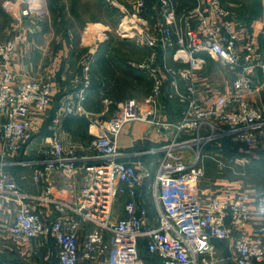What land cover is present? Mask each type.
Returning <instances> with one entry per match:
<instances>
[{"label": "built area", "instance_id": "2783aa9c", "mask_svg": "<svg viewBox=\"0 0 264 264\" xmlns=\"http://www.w3.org/2000/svg\"><path fill=\"white\" fill-rule=\"evenodd\" d=\"M24 3L7 0L10 35L0 40V202L9 214L0 217V233L27 243L39 237L46 243L52 240L57 253L50 264H143L142 239L160 264H218L216 242L221 240L230 241L235 264L263 263L264 187L194 192L203 179L198 167L205 145L228 137L253 148L264 134V109L250 99L259 82L264 83V23L242 39L237 18L221 0H196L182 14L174 0H159L162 21L155 30L142 13L146 0H134L132 12L119 4L126 11L119 20V37L150 50L149 60L139 67L154 79L151 92L142 100L126 98L110 120L95 123L98 130L89 148L96 155L79 154L75 144L66 146L60 135L62 118L88 113L84 102L92 54L74 80L75 95L54 117L40 156L25 158L27 144L50 115L54 77L32 72L29 63L15 69L20 49L25 52L26 45L35 43L33 24L42 23L47 9L45 0ZM107 28L92 30L91 37L106 40ZM160 54H171L176 62L163 64L168 89L161 72L154 69ZM205 54L236 73L230 86L209 102L200 97L198 79L207 63ZM163 98L185 105L180 120L163 118ZM131 121L148 122L169 136L161 146L146 151L161 154L155 177L157 226L138 197V186L151 175L148 165L131 160L133 153L118 142ZM96 158L100 161L91 162ZM14 164L31 167L36 183L46 181L45 191L39 195L26 190L7 169ZM122 195L127 196L125 214L117 217L115 206ZM35 201L52 205L54 218L44 220L31 206ZM86 224L93 228L81 240Z\"/></svg>", "mask_w": 264, "mask_h": 264}, {"label": "crops", "instance_id": "0c3cea01", "mask_svg": "<svg viewBox=\"0 0 264 264\" xmlns=\"http://www.w3.org/2000/svg\"><path fill=\"white\" fill-rule=\"evenodd\" d=\"M174 1L177 5V11L179 14H182L185 11L193 8L196 2V0ZM229 3L230 4L227 6L237 18L242 37L244 36L243 32L247 33V31H245L246 25L243 23V20H247V18L250 21L255 20V22L253 21L252 26H249V31L252 29H257L262 23H264V0H261V4H258V8H248L249 10L241 9V6H237L236 4L232 5L231 2ZM119 4L126 8V11L129 12H132L136 9L134 0H119ZM158 5L159 0H146V6L142 10L144 16L151 20V26L155 30L160 28L159 25L162 21V15L159 13ZM126 11L119 7V20L126 13ZM246 11L248 12L246 13ZM242 12L244 15L241 14ZM96 22L104 24L103 21ZM68 31L71 34L68 35ZM52 32L55 33L57 41L62 42V44L54 47V50H58V54H54L56 58L53 55L51 56L54 51L52 49V51L48 49L41 50L42 47L40 46L39 51L34 53L33 50L35 47L26 45L23 48L25 53L22 51V49H20L15 62V66L21 69L24 67V64L30 61V58H32L33 62L38 68L35 70V72H38L39 74L51 73L53 75L54 98H59L61 96L60 101L58 102L59 107L57 105L54 106V109H51L50 115L44 120L42 126H40V129H38V131L35 133L38 134V137L34 138L27 144V153L24 154L23 157L37 158L40 156L41 150L47 145L46 138L51 136L53 131L51 129L50 133L47 134L44 132L47 129H43V127L45 128V125L49 122V120H51L50 123L53 124V119L58 114L59 109L64 101H66L72 95H75L76 89L74 80L76 77L82 75L83 65L86 60L92 56V54H94L95 59L92 63L91 81L87 89V98L84 102V107L88 113L70 115L77 117L85 116L90 121L82 130L84 132L81 133V130L77 128V123H67L65 118L69 116L63 117L61 120L60 135L66 146L72 143H77L81 147L82 143H85V148H82H84L86 152H83L82 154L96 155L94 150H87L90 149L89 144L94 136V133L98 130V125L95 123L99 124L100 122H107L110 120V118L117 112L120 102L126 98L137 97V99L142 100L151 92L154 86V79L151 76L150 71L141 69L139 67L141 62H147L149 60L150 50L147 46L140 44L137 41L119 38V43H122L119 45V52H112L111 50L114 48L110 46V39L108 38L104 44L102 43V46L94 45L91 48L92 50H86L87 54L83 55L81 60L77 61L78 51L75 46L77 44L75 43V45H73V36H75L77 33L74 31L72 32V27H70V29L68 27L67 29L62 30L61 28L59 30L52 29ZM32 39L35 41L33 36ZM66 39L69 40L68 43H66ZM127 41H131L133 44L127 46V44H125ZM50 51L51 53H48ZM90 52L92 53L90 54ZM205 56L207 57L206 66L211 58L215 59L212 56L210 57L208 54H205ZM166 62L171 65H176V62L174 61L171 54H166L164 56L160 54L154 69L161 72L166 82L165 87L168 89L170 88V80L163 67V64ZM215 67L216 66L212 64L210 66V71H213ZM67 72L71 73V79H68ZM225 74L228 75V82L223 84L227 85H225L226 87L223 89L220 88L222 83L220 84L217 82L219 79H212L213 82L211 83V88H205L207 85L203 86L204 88H201L200 97L205 102L212 101L218 97L228 86H230L233 79L236 77V73L230 69H227ZM198 79L200 84H202L200 76ZM223 81H225V78H223ZM72 88L73 90L70 91ZM68 90L70 92H68ZM60 91L64 92L60 93ZM250 99L252 102L259 104L264 109V83L262 81L259 82L258 87H256V89L252 92ZM162 100L164 109L163 118L172 122H177L180 120L182 118L185 105L179 102L177 99L167 100L163 98ZM164 102H166L165 105ZM50 127L52 128V126ZM39 136H43L42 139L44 141L42 143L38 141ZM174 136L175 134L173 137ZM176 136L179 135L176 134ZM167 140H169L167 132L159 133L150 123L145 121H131L127 123L118 138L119 145L124 150L133 153L130 157L131 160L144 161L148 165L147 167L151 172V175L143 179L138 186V197L146 204L150 214L153 215L154 219L152 220V223L153 225L155 224L154 226L159 224L158 208L156 203L155 177L161 154H150L146 151L152 146H161L167 142ZM256 147L257 150L252 152L254 157L257 155V153H264V134L259 136ZM98 161L100 160L97 158L91 160V162ZM7 169L9 173L14 176L29 192L41 195L45 191L46 181L43 179L41 182L36 183L33 179V169L31 167L14 164L8 166ZM210 186H212L210 183H206L205 181L203 182V180L198 181L195 186L194 193L201 195L202 191ZM126 200V195H122L119 198V203L118 205L116 204L115 208L117 217L123 216L125 214L124 206ZM6 206L7 205L1 204L0 202V217L9 215ZM31 206L33 209L39 211L42 214L44 220L50 221L52 218H54L55 213L53 212L52 205H49L46 202L35 201L31 202ZM92 228V224L85 225L81 235V240L84 239L86 233ZM53 243L54 242L52 240L46 243L43 237L36 238L30 243L20 242L0 233V264H34V262L37 264V259H39L40 264H47L50 259H55V255L57 253V247L53 248ZM216 244L218 248V264H235L234 260L232 259V251L229 246L230 241L221 240L217 241ZM144 249L146 252L145 254H143V250H141L140 241V255L142 256L143 264L161 263V259L157 255L151 254L147 251L146 245ZM31 260L35 261L31 263ZM86 264L91 263L87 262Z\"/></svg>", "mask_w": 264, "mask_h": 264}, {"label": "rangeland", "instance_id": "374dc122", "mask_svg": "<svg viewBox=\"0 0 264 264\" xmlns=\"http://www.w3.org/2000/svg\"><path fill=\"white\" fill-rule=\"evenodd\" d=\"M10 1L14 3L17 2V0H10ZM24 1H25L24 4H26V1L28 0H24ZM221 1L224 4V6L229 5L230 4L229 2H231L232 5L236 4L237 6H241L242 7L241 9H245V10L246 9L249 10L248 8L250 9L258 8L259 6L258 4L261 3V0H221ZM45 2L47 9H46V14L43 17L42 23L33 24L37 30V32L33 35V38L35 39V43L33 44V46L36 49L33 50L34 53L39 51L40 49L36 47V45L41 46L42 47L41 50L43 49L54 50V47L58 46L59 44H62L61 41H57L55 33L52 32V29L59 30L61 28L62 30V29H67L68 27L69 29L70 27H72V32L74 31L77 33L76 35L74 34L75 36H73V43H74L73 45H75V43L77 44L75 45L78 51L77 61L81 60L82 56L87 54L86 50L88 51L92 50L91 48L94 46L96 42H98L99 45L103 43V41L100 42V39L91 37L93 34L91 31L97 29L102 30L104 29V27H108L107 28L108 38L110 39L109 44L112 48H114L111 51L119 52V45L122 44L121 42L119 43L121 39L119 37V0H45ZM247 12L248 11H246V13ZM241 14L244 15L243 12ZM32 20L34 19H31L30 22ZM11 21H12V15L8 10L7 0H0V40H5L10 35L9 26ZM96 21H103L104 24L98 23ZM253 21L255 22V20L250 21L248 18L247 20H243V23L246 25L245 31H247V33L243 32L244 36L242 37V39H245V37L248 35L249 26L250 25L252 26ZM86 29L89 30V33H85ZM69 34L71 33L68 31V35ZM108 38L106 40H108ZM106 40L104 41L106 42ZM131 40L133 41L134 39ZM68 42L69 40L66 39V43ZM125 44H127L128 46L133 44V42L127 41L125 42ZM51 51L48 53H51ZM91 53L92 52H90V54ZM54 54L56 55L58 54L57 49L53 51L51 56L52 55L55 56ZM26 63H29L32 72L38 69L37 65L33 62L32 58H30V61ZM212 64H214L216 67L213 69V71L212 70L210 71V66ZM15 69L20 70V68L17 66H15ZM227 69L232 70L231 68H229V66L225 65L221 61L211 58L208 61L205 70H203L199 75L202 83L201 88H204L203 86L206 85L207 86L205 88L207 89L211 88V83L213 82L212 79H219L217 82L220 84L222 83L221 84L222 86L220 88L223 89L224 87H226L227 85L225 84L226 85L225 86L223 84L228 82V75L225 74V71ZM67 74L69 79L71 77V73L67 72ZM223 78H225V81H223ZM72 90L73 88L70 91ZM70 91L68 90V92ZM62 92L64 91H60V93ZM60 97L54 98L52 109H54V106L58 105V102L60 101ZM165 104L166 102H164V105ZM163 110L164 109L162 108V111ZM50 122L51 120H49V122L46 123L45 128L43 127V129H47L44 131L47 134H49L50 130L52 129L50 126H52L53 124H51ZM37 135L38 134H36L35 138L38 137ZM42 137L43 136H39L40 140L38 139V141L41 143L44 141ZM184 137L186 138L187 135H185ZM72 144L76 145L79 154L86 152V150L84 149L86 146L85 143L84 144L82 143L81 147L77 143H72ZM236 145L237 144H232L231 148L237 147ZM245 147L248 149L249 152H253L257 150L256 145L253 148H248L247 146ZM228 148L229 147L219 146V147H209L208 149L205 148L203 149L200 159V166L198 167L199 171L201 172L203 182L205 181L206 183H210L212 185L210 186L212 190L227 189L226 190L227 192L229 191L233 192L235 190L241 188H248L251 186H258V185L264 186V153L263 154L257 153V155L254 157L250 153L248 154L247 152L241 153V151L244 150L243 148L240 149L241 151L239 153H233L235 149L228 150ZM87 150L92 151L91 149H87ZM118 203H119V199L117 200L116 204L118 205ZM144 241H141L142 244L141 250H143V254L146 253L144 249L145 248ZM53 248H56L55 243H53ZM34 261L35 260H31V263H33ZM51 261L53 260L50 259L49 262H47V264H50ZM36 263L40 264L39 259L36 260ZM81 264H86V262H82Z\"/></svg>", "mask_w": 264, "mask_h": 264}, {"label": "trees", "instance_id": "16d2710c", "mask_svg": "<svg viewBox=\"0 0 264 264\" xmlns=\"http://www.w3.org/2000/svg\"><path fill=\"white\" fill-rule=\"evenodd\" d=\"M104 43H105V41L103 42V44ZM103 44L101 43L100 46H102ZM65 120H67V123H70V122L77 123V128L81 130L80 131L81 133L84 132L82 130L84 129L85 125H87L89 123V121H90L85 116H80V117H77V116H69V117H66ZM232 144H237L236 145L237 147L231 148ZM219 146L229 147L228 150H231V149L234 150L235 149V151L233 153H239L241 151L240 149L243 148L244 150H242L241 153L247 152L248 154L250 153L253 156L252 152H249L248 149L245 147L246 146L245 144L240 143V142H234V141L232 142V139H230L228 137H223V138H221V139H219L217 141H213L211 143H208L207 145H205L204 148L205 149H208L209 147H219ZM210 149H212V148H210ZM245 149H247V150H245ZM258 186H262V185H258ZM144 240L142 239L141 241H144ZM144 243H146V240L144 241ZM263 263H260V264H263Z\"/></svg>", "mask_w": 264, "mask_h": 264}]
</instances>
